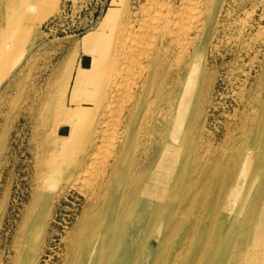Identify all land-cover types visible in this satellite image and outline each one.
<instances>
[{"label": "bare ground", "instance_id": "bare-ground-1", "mask_svg": "<svg viewBox=\"0 0 264 264\" xmlns=\"http://www.w3.org/2000/svg\"><path fill=\"white\" fill-rule=\"evenodd\" d=\"M234 2L239 0H144L135 6L124 0L103 18L104 24L114 21L113 34L102 24L83 37L90 66L78 69L70 97L74 103L92 86L94 93L83 100L93 107L45 104V126L55 113V132L48 131L49 155L38 172L39 191H53L61 174L56 192L75 187L88 201L66 264H264V172L253 169L264 146V62L259 87L248 88L247 100L242 95L245 109L235 134L203 140L202 118L213 100L209 53L222 41ZM1 16L2 70L24 51V32L16 14L9 22L8 13L0 10ZM256 34L264 35V15ZM260 55L264 39L255 57ZM82 120L80 144L68 160V140ZM64 127L67 134H61ZM203 180L209 201L196 191ZM177 233L184 234L168 251ZM24 236L14 264H36L39 255L32 258L29 249L35 250L39 234ZM155 238L156 250L150 247Z\"/></svg>", "mask_w": 264, "mask_h": 264}, {"label": "rangeland", "instance_id": "rangeland-1", "mask_svg": "<svg viewBox=\"0 0 264 264\" xmlns=\"http://www.w3.org/2000/svg\"><path fill=\"white\" fill-rule=\"evenodd\" d=\"M123 1L32 0L28 7H25L26 0H17L15 6L10 4V0L0 2L2 13L9 14L5 19L6 22H9L13 14H16L14 22L16 24L19 21L18 24L20 23V28L24 32L20 40V46L24 51L20 52L13 62V58L9 59L11 64L7 61L3 65L5 67L0 69V264H14L19 240L27 233L33 234V232L39 234L35 250L32 251L33 247L29 249L32 258L39 255L36 264H66L67 262L70 239L75 235L89 205L85 196L75 187H68L60 193L56 192L63 179L61 174L58 176L60 179H58V185L53 188V191L46 192L38 189V172H44V161L49 155L46 143L48 131L55 132L56 114L53 113L48 125L45 126L44 118L48 112L44 108L46 103L47 105L51 103V100V104L56 102L58 107L63 106L65 109H73L78 105L93 107V103L83 100L87 94L94 93L92 86H88L79 95L78 101L73 103L70 97L75 76L78 69L82 67V57L85 54L83 37L89 32L96 31L102 24L105 25L108 33L113 34L114 21H107L104 24L103 18L109 9ZM131 1L133 5L139 6L140 1L144 0ZM243 2L245 0L233 3L236 9L226 18L222 41H215L209 53L208 67L211 69V89L214 91L211 90L210 99L213 100L207 107L206 116L202 118L204 124L207 122L203 128L205 133L203 140L207 144L215 136L218 138L217 141H222L228 134H235L233 131H236V123L239 125L242 123L241 115L243 116L245 109L244 104L241 108L242 95H246L245 100H247L248 88H256H253L255 92L259 87L257 83L261 80L260 66L264 62V57L260 55L261 58H256L255 56L256 50L264 39V35L256 34L258 21L264 15V3L258 4L256 1L248 0L247 2L246 0L244 4L247 7L240 9V5H237ZM25 10L29 12L26 15ZM28 17H34V19L29 22ZM3 19L4 16H1V22ZM71 72L66 90L65 78ZM214 73L216 74L213 75ZM249 73L252 75H249L248 82ZM215 76L218 78L216 79ZM244 85L247 86L246 90ZM56 104L54 107H57ZM93 116L96 124L98 114L94 112ZM84 123L85 120L76 123L77 128L70 135L65 150L68 160L80 144ZM263 141L264 136L262 143ZM207 144L206 146H209ZM260 147L262 148L261 159L257 160L258 167L253 169L264 172V146ZM209 173L206 172V174ZM202 174L203 172L200 176ZM43 177L44 175L41 174L40 178ZM250 178L252 179V175ZM208 190L205 180L196 189L201 195L205 194V200L209 201ZM252 194H254V188H252ZM208 205L209 203L207 207ZM181 234L184 233H177L169 240L168 251L178 237L183 236ZM195 239L198 238L195 237ZM158 242L159 240L155 238L150 244L151 249L156 250ZM190 243L191 241L188 240L187 245L190 246ZM155 257L156 254L151 257V260Z\"/></svg>", "mask_w": 264, "mask_h": 264}, {"label": "water", "instance_id": "water-1", "mask_svg": "<svg viewBox=\"0 0 264 264\" xmlns=\"http://www.w3.org/2000/svg\"><path fill=\"white\" fill-rule=\"evenodd\" d=\"M82 66L83 67H89L90 66V59L87 56L83 57ZM67 133H68L67 128L64 127L61 129V134H67Z\"/></svg>", "mask_w": 264, "mask_h": 264}]
</instances>
